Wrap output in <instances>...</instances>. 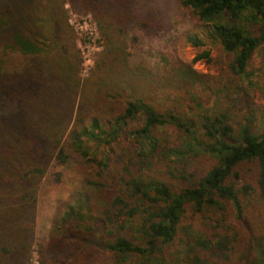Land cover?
Returning <instances> with one entry per match:
<instances>
[{
    "label": "trees",
    "instance_id": "16d2710c",
    "mask_svg": "<svg viewBox=\"0 0 264 264\" xmlns=\"http://www.w3.org/2000/svg\"><path fill=\"white\" fill-rule=\"evenodd\" d=\"M178 1L212 23L208 38L239 82L264 44V0ZM67 5L92 15L104 42L84 80ZM159 5L0 0V45L25 58L13 72L0 62V264L30 263L40 187L53 162L71 158L82 185L58 206L41 264H168L176 239L179 264H264V130H236L227 111H212L221 83L193 63L163 72L131 64L130 30L157 38L169 29ZM172 128L183 134L179 146ZM191 154L216 163L194 176Z\"/></svg>",
    "mask_w": 264,
    "mask_h": 264
},
{
    "label": "rangeland",
    "instance_id": "374dc122",
    "mask_svg": "<svg viewBox=\"0 0 264 264\" xmlns=\"http://www.w3.org/2000/svg\"><path fill=\"white\" fill-rule=\"evenodd\" d=\"M159 4L167 12L169 29L157 38H149L136 29L130 30L128 43L131 64H141L156 72H163L173 63H193L197 71L209 74L221 83V92L214 96L208 105L212 111H227L236 130L242 123L248 124L255 132L264 130V44L255 51L246 73L239 82H236L227 69L228 56L223 46L208 38L212 23L198 18L190 10L182 7L178 0H159ZM66 7L77 48L82 54L81 78L84 80L91 77L98 56L104 50V42L93 16L75 12L69 5ZM247 27L253 33L258 31L255 25L248 24ZM190 35L199 36L205 41V45L195 46L188 39ZM204 52L208 53V56L194 62L195 58ZM0 62L4 70L13 72L24 67L25 58L20 51L8 50L0 45ZM227 95L232 97V102L227 101L225 98ZM192 115L198 116L199 112L190 114ZM169 133L176 146L182 144L181 131L172 128ZM184 159L188 163V173L194 176L206 175L216 163L215 158L207 154H191ZM82 180V174L72 158L65 163L55 161L51 165L38 194L36 236L29 264H41L39 251L49 241V230L55 212L60 203L67 201L73 192L81 188ZM178 182L184 181H175L176 184H179ZM235 216V209L232 207L230 221L233 223L236 222ZM194 223L198 230L201 226L199 221L196 220ZM181 251L180 239H176L167 249L168 264H179L178 257Z\"/></svg>",
    "mask_w": 264,
    "mask_h": 264
},
{
    "label": "built area",
    "instance_id": "2783aa9c",
    "mask_svg": "<svg viewBox=\"0 0 264 264\" xmlns=\"http://www.w3.org/2000/svg\"><path fill=\"white\" fill-rule=\"evenodd\" d=\"M92 16V15H91ZM82 67H83V63H82ZM82 71V70H81Z\"/></svg>",
    "mask_w": 264,
    "mask_h": 264
}]
</instances>
